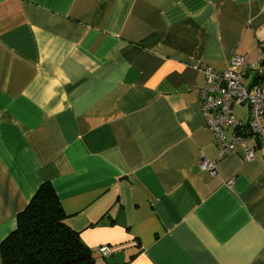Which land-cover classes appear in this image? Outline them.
Returning a JSON list of instances; mask_svg holds the SVG:
<instances>
[{"label":"crops","instance_id":"0c3cea01","mask_svg":"<svg viewBox=\"0 0 264 264\" xmlns=\"http://www.w3.org/2000/svg\"><path fill=\"white\" fill-rule=\"evenodd\" d=\"M261 45L264 0H0V243L48 181L94 264H264V143L201 171L197 95Z\"/></svg>","mask_w":264,"mask_h":264},{"label":"built area","instance_id":"2783aa9c","mask_svg":"<svg viewBox=\"0 0 264 264\" xmlns=\"http://www.w3.org/2000/svg\"><path fill=\"white\" fill-rule=\"evenodd\" d=\"M262 45L258 50V61ZM204 75V85L197 89L199 110L214 137L217 156L209 159L200 155L199 169L210 175L216 172V162L229 152L240 149L245 161L255 159V143H264V66L251 62L247 54H234L222 71L209 66L200 67ZM254 73L257 80L246 86L241 82L244 75ZM246 104L248 118L244 122L234 114L233 107ZM232 129L229 137L225 130ZM233 178L226 181L230 186ZM101 254H108L110 248L102 245L98 248Z\"/></svg>","mask_w":264,"mask_h":264},{"label":"trees","instance_id":"16d2710c","mask_svg":"<svg viewBox=\"0 0 264 264\" xmlns=\"http://www.w3.org/2000/svg\"><path fill=\"white\" fill-rule=\"evenodd\" d=\"M258 64L264 66V45ZM0 256L2 264H94L92 251L67 223L48 181L16 215L15 228L0 243Z\"/></svg>","mask_w":264,"mask_h":264}]
</instances>
